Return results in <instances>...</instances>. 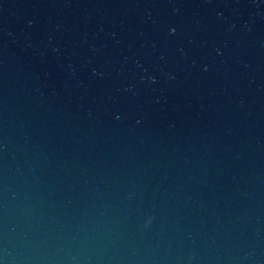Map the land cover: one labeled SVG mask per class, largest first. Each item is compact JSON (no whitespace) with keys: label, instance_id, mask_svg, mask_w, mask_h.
I'll return each mask as SVG.
<instances>
[{"label":"water","instance_id":"water-1","mask_svg":"<svg viewBox=\"0 0 264 264\" xmlns=\"http://www.w3.org/2000/svg\"><path fill=\"white\" fill-rule=\"evenodd\" d=\"M0 264H264V0H0Z\"/></svg>","mask_w":264,"mask_h":264}]
</instances>
